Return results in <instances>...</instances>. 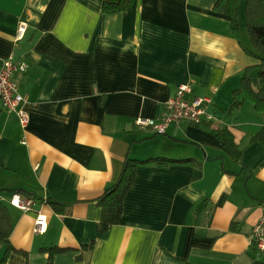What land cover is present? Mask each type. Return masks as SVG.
<instances>
[{"label":"crops","instance_id":"obj_1","mask_svg":"<svg viewBox=\"0 0 264 264\" xmlns=\"http://www.w3.org/2000/svg\"><path fill=\"white\" fill-rule=\"evenodd\" d=\"M217 1L135 0L106 15L103 0H0V65L10 56L27 64L16 80L29 118L22 129L0 103V202L10 245L27 254L5 264H45L51 247L66 250L54 264H264L250 242L264 207V147L250 139L263 118L241 97L231 109L244 70L259 62L213 11ZM238 20L247 43L243 1ZM181 85L211 99L210 123L180 122L165 135L134 125L160 115ZM220 130L232 134L237 160ZM126 158L180 163L138 167L119 223L99 234L97 201ZM14 195L32 209L12 206ZM204 201L209 215L197 217ZM37 215L43 234L33 232Z\"/></svg>","mask_w":264,"mask_h":264},{"label":"trees","instance_id":"obj_2","mask_svg":"<svg viewBox=\"0 0 264 264\" xmlns=\"http://www.w3.org/2000/svg\"><path fill=\"white\" fill-rule=\"evenodd\" d=\"M134 1L135 0H103L102 11L106 15L118 14L130 8ZM241 1L243 0H218L213 7V11L229 18L231 32L239 46L243 49L245 54L259 62L257 65L248 67L244 70L239 87L233 91L231 109H235L239 106L237 98L241 97L243 100L250 102L254 110L261 114L263 126L251 137L250 143L259 142L264 147V0H245L243 14L247 43L242 36L238 20ZM47 54L57 58H63L53 51L48 50ZM214 134L216 138L223 143V146L231 154L232 158L237 160L241 152L237 149L232 134L227 130L216 131ZM173 163H180V161L165 158L138 161L126 158L116 182L113 183L97 201L101 208V218L97 226L98 233L104 234L111 227L119 223L122 214L123 199L133 182L135 171L138 167L149 164L163 167ZM13 192L25 198L30 197L29 194L22 190ZM206 204V201H204L198 206L196 210L197 217L200 212L205 218L208 217L209 210ZM49 205L56 212H61L58 203L49 202ZM10 226L7 209L0 202V245L6 247L5 254L0 264H5L6 258L11 252L27 257L25 252L16 250L10 245ZM92 247V243L85 246L89 251L92 250ZM42 251L47 254V262L45 264H54L53 257L66 250L59 247H51L42 249Z\"/></svg>","mask_w":264,"mask_h":264},{"label":"built area","instance_id":"obj_3","mask_svg":"<svg viewBox=\"0 0 264 264\" xmlns=\"http://www.w3.org/2000/svg\"><path fill=\"white\" fill-rule=\"evenodd\" d=\"M26 26L20 24L16 32V40L22 39ZM27 70V64L22 61H15L12 56L1 61L0 65V103L4 110L13 115L20 127L25 129L29 118L23 108L24 99L18 91L17 76L23 75ZM190 87L181 85L174 96L169 98L164 104V109L155 118H139L134 125L140 129L150 130L155 135H165L171 125L180 122L198 126L211 122L213 117L207 112V107L211 104V99L189 98ZM10 204L22 211H30L33 206L31 200H21L17 195L12 196ZM46 229V218L37 215L34 221L33 232L43 234ZM251 245L259 252H264V207L262 215L256 225L252 228L250 235Z\"/></svg>","mask_w":264,"mask_h":264},{"label":"rangeland","instance_id":"obj_4","mask_svg":"<svg viewBox=\"0 0 264 264\" xmlns=\"http://www.w3.org/2000/svg\"><path fill=\"white\" fill-rule=\"evenodd\" d=\"M245 0H243V6H244Z\"/></svg>","mask_w":264,"mask_h":264}]
</instances>
